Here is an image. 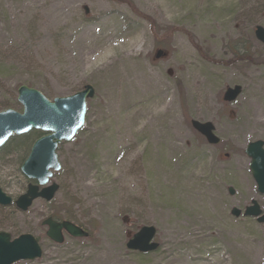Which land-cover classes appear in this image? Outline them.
Returning <instances> with one entry per match:
<instances>
[{"label": "rangeland", "instance_id": "obj_1", "mask_svg": "<svg viewBox=\"0 0 264 264\" xmlns=\"http://www.w3.org/2000/svg\"><path fill=\"white\" fill-rule=\"evenodd\" d=\"M258 25L264 0H0V109L21 110V85L51 100L96 90L85 125L58 147L55 198L24 212L0 206V231L31 233L43 250L14 264H264V223L231 214L252 199L264 206L244 152L264 140ZM119 51L130 84L118 76ZM235 85L242 93L225 102ZM193 119L214 123L221 143L209 144ZM14 138L0 151V187L15 200L30 183L20 171L30 146ZM49 216L90 235L57 244L42 224ZM144 225L156 227L160 247L128 250Z\"/></svg>", "mask_w": 264, "mask_h": 264}, {"label": "water", "instance_id": "obj_2", "mask_svg": "<svg viewBox=\"0 0 264 264\" xmlns=\"http://www.w3.org/2000/svg\"><path fill=\"white\" fill-rule=\"evenodd\" d=\"M256 38L264 44V27L257 26ZM159 50L156 57L163 55ZM242 92L240 85L228 87L224 93V100L234 101ZM95 88L87 84L84 88L72 95L48 99L36 88L21 85L18 88L17 100L22 110L8 108L0 111V147L10 139L12 135H22L33 129L40 130L45 135L39 137L33 143L28 157L21 166V171L29 179L36 181L30 184L26 193L16 200V205L22 211L28 210L33 201L42 198L50 202L59 190V184H49L54 171L61 169V163L57 154L59 144L69 142L83 127L87 114V100L93 98ZM193 127L200 132L210 144H218L220 138L215 134V126L212 122L191 121ZM246 153L251 157L250 169L257 182L258 191L264 194V142L261 140L247 145ZM42 186L43 188H40ZM229 193L235 194V189L229 187ZM12 197L0 188V204L10 205ZM232 215L239 217L242 211L234 207ZM245 216L256 218L257 222L264 223V213L259 202L253 200L244 212ZM48 226L47 236L54 242H64L66 232L72 237H88L89 233L77 224L68 221H57L48 217L43 221ZM157 229L152 225L142 226L126 243L128 250L141 253L154 252L159 243L155 242ZM42 256V249L38 240L32 234H22L11 241L8 232L0 231V264H13L20 260H34Z\"/></svg>", "mask_w": 264, "mask_h": 264}, {"label": "bare ground", "instance_id": "obj_3", "mask_svg": "<svg viewBox=\"0 0 264 264\" xmlns=\"http://www.w3.org/2000/svg\"><path fill=\"white\" fill-rule=\"evenodd\" d=\"M32 7L35 8L34 6H32ZM35 13H36V16H37L39 19H41V18L43 17V13H42L41 11H38L37 8H35ZM25 17H26V16L23 15V16L20 18V20H21V21H24V20H25ZM182 30L185 31V29H182V28H181V31H182ZM113 42H114V41L110 42V43H109V46H112L113 48H116V49H118V48H120V47H123V46L125 45L124 42L122 43V41H121V45H120V46H118V44L113 43ZM193 44H194V46L200 47V45L197 44V42H196L195 40H193ZM118 56H120V58H118V59L121 61L120 67L118 68V76L123 77L121 80H122V81H125V82L128 83V84H130V83H132L133 79H131V78L129 77V75L125 73V71H124V66H123L124 62H125L126 59L128 58V53L125 52V51H122V53H121V52L119 51ZM115 75H116V72H115ZM135 85H136V84H132L131 87H132V88H135ZM144 88H145V87H144Z\"/></svg>", "mask_w": 264, "mask_h": 264}, {"label": "trees", "instance_id": "obj_4", "mask_svg": "<svg viewBox=\"0 0 264 264\" xmlns=\"http://www.w3.org/2000/svg\"><path fill=\"white\" fill-rule=\"evenodd\" d=\"M16 105H19V104L16 103ZM7 108H12V105L11 104H6L5 107H3L0 110L7 109ZM27 137H28V135L18 136V137H15L13 140L16 139V140H18L17 142L21 141L23 143L21 147H23V148H24V146H30V148H31L33 142L29 143V140H28ZM30 148H28V150L25 151V153L22 155L21 162H23L25 160V158L27 157V155L29 154ZM0 151H3V148H1Z\"/></svg>", "mask_w": 264, "mask_h": 264}, {"label": "flooded vegetation", "instance_id": "obj_5", "mask_svg": "<svg viewBox=\"0 0 264 264\" xmlns=\"http://www.w3.org/2000/svg\"><path fill=\"white\" fill-rule=\"evenodd\" d=\"M227 89V88H226ZM224 93H225V91H224ZM224 93H223V100H224ZM225 101V100H224ZM225 102H228V101H225ZM231 102H233V101H231ZM231 102H228V103H231ZM222 147H225V146H222ZM228 147H230V146H228ZM264 147V146H263ZM246 148H247V146H245V149H244V152H245V154H246V156L248 157V159L250 160V158H249V156L247 155V153H246ZM224 156L225 157H228L229 156V153H224ZM260 206H261V209L264 211V206H263V204H261L260 203ZM4 207V206H3ZM245 208V207H244Z\"/></svg>", "mask_w": 264, "mask_h": 264}]
</instances>
